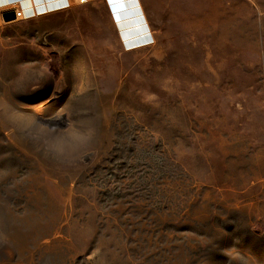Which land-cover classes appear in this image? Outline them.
<instances>
[{
  "label": "rangeland",
  "instance_id": "374dc122",
  "mask_svg": "<svg viewBox=\"0 0 264 264\" xmlns=\"http://www.w3.org/2000/svg\"><path fill=\"white\" fill-rule=\"evenodd\" d=\"M109 3L0 23V264H264V0Z\"/></svg>",
  "mask_w": 264,
  "mask_h": 264
},
{
  "label": "crops",
  "instance_id": "0c3cea01",
  "mask_svg": "<svg viewBox=\"0 0 264 264\" xmlns=\"http://www.w3.org/2000/svg\"><path fill=\"white\" fill-rule=\"evenodd\" d=\"M100 4H102V10L112 12L109 0H0V23L2 24L1 21L5 12L8 10L12 11L15 7L23 9V20H40L51 15L72 10L78 6L94 7V5H98L96 6V10H99ZM135 4L138 7L141 21L147 32L157 33L158 31H162L163 28L159 27L158 24L165 22L164 19H160V21L159 18H161L162 9L167 5V0H135ZM111 14L113 17V13Z\"/></svg>",
  "mask_w": 264,
  "mask_h": 264
},
{
  "label": "built area",
  "instance_id": "2783aa9c",
  "mask_svg": "<svg viewBox=\"0 0 264 264\" xmlns=\"http://www.w3.org/2000/svg\"><path fill=\"white\" fill-rule=\"evenodd\" d=\"M9 12H14L15 13V20L12 21V22H5L3 20V18H2L1 22H2L3 25H9V24H12L14 22L22 21L24 19V11H23V9H20V8L18 9V8L15 7V8L12 9V11L8 10L5 13H9Z\"/></svg>",
  "mask_w": 264,
  "mask_h": 264
},
{
  "label": "water",
  "instance_id": "95a60500",
  "mask_svg": "<svg viewBox=\"0 0 264 264\" xmlns=\"http://www.w3.org/2000/svg\"><path fill=\"white\" fill-rule=\"evenodd\" d=\"M3 20L5 22H12L15 20V13L14 12H9V13H5L3 15Z\"/></svg>",
  "mask_w": 264,
  "mask_h": 264
}]
</instances>
